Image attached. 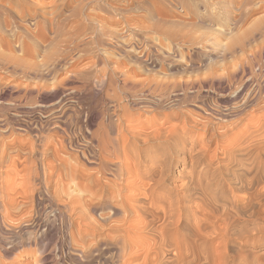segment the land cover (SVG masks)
<instances>
[{
    "label": "rangeland",
    "instance_id": "1",
    "mask_svg": "<svg viewBox=\"0 0 264 264\" xmlns=\"http://www.w3.org/2000/svg\"><path fill=\"white\" fill-rule=\"evenodd\" d=\"M0 55V264H117V213L87 204L117 207L91 134L119 97L230 177L232 144L264 122V0H0Z\"/></svg>",
    "mask_w": 264,
    "mask_h": 264
},
{
    "label": "bare ground",
    "instance_id": "2",
    "mask_svg": "<svg viewBox=\"0 0 264 264\" xmlns=\"http://www.w3.org/2000/svg\"><path fill=\"white\" fill-rule=\"evenodd\" d=\"M4 65L0 55V66ZM121 100L115 113L91 134L97 171L103 177L111 171L117 179V207L104 195L87 204L91 209L112 206L117 213V264H264V122L247 128L232 144L231 154L240 155L244 165L240 164V175L230 177L214 156L206 158L207 149L188 148L177 126L145 127L136 121L133 124L139 126H134V115ZM115 125L122 130L117 126L114 137L110 130ZM171 148L178 163L174 168L167 158ZM128 152L135 162L111 169ZM127 172L132 178L122 183L124 192L118 182ZM89 176L93 179L92 173ZM101 178L91 188L100 189ZM94 219L88 220V232L103 229Z\"/></svg>",
    "mask_w": 264,
    "mask_h": 264
}]
</instances>
